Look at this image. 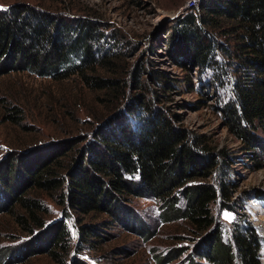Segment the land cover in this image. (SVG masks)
<instances>
[{"label":"trees","instance_id":"16d2710c","mask_svg":"<svg viewBox=\"0 0 264 264\" xmlns=\"http://www.w3.org/2000/svg\"><path fill=\"white\" fill-rule=\"evenodd\" d=\"M70 14L29 2L0 6V76L28 72L55 81L77 76L86 87L105 91L99 101L115 109L107 117L92 112L93 118L86 120L92 128L78 140L82 147L67 140L34 157L10 155L0 166V212L24 209L27 218L19 220L32 234L7 257L46 249L60 263L68 260L72 245L64 218L45 227L40 218L46 204L27 196L42 190L63 204L66 216L74 211L85 217L79 218L83 223L87 216L105 213L147 240L155 233L145 230L134 204L153 196L165 222L189 220L193 225L198 238H192L189 264H261L262 238L252 225L238 224L228 240L222 235L213 205L220 199L233 209L228 186L199 180L220 167L222 155L209 148L204 137L192 138L147 93L127 96L128 74L144 88L143 66L130 70L119 64L125 52L120 43L102 45L101 22L91 14ZM163 40L185 61L210 69L218 86L230 81L224 120L239 140L264 151V0H201ZM32 224L40 231L34 233ZM81 230L84 241L102 236L100 225L83 224ZM188 249L176 246L157 255L156 261L168 264ZM70 261L88 264L76 255ZM8 262L0 258V264Z\"/></svg>","mask_w":264,"mask_h":264},{"label":"rangeland","instance_id":"374dc122","mask_svg":"<svg viewBox=\"0 0 264 264\" xmlns=\"http://www.w3.org/2000/svg\"><path fill=\"white\" fill-rule=\"evenodd\" d=\"M15 2H29L40 8L71 12L70 15L91 14L102 24L100 30L105 33L102 45L112 48L121 44L125 54L119 64L130 70L143 66L140 82L144 88L136 86L128 74L130 93L127 96L147 93L152 101L169 110L192 138L204 137L209 148L222 155V169L216 167L211 176L199 180L215 185L225 182L233 209L220 199L213 205L222 235L228 240L238 224L244 228L252 225L262 238L259 254L264 264V151L258 147L251 149L249 144L239 140L224 120L223 107L231 92L230 81L224 79L225 86H218L210 69H198L185 61V56L177 55L163 40L182 13H187L185 7L191 4L189 0H0V6ZM104 93L86 87L77 76L62 81L28 72L0 76V166L10 155L34 157L36 152L67 140L82 147L83 143L78 140L91 130L86 120L93 118L92 112L107 117L115 110L110 111L106 102L99 101ZM261 136L264 138V134ZM27 196L46 204L47 212L40 214L45 227L64 218L72 248L65 263H60L46 249L35 255L16 252L14 257H7L32 237L19 220L20 216L27 218L24 209L11 213L8 208L0 212V258L10 261L7 264H71L73 255L88 264H159L157 255L181 245L189 249L168 264H189L187 256L192 254L195 244L192 238H198L189 220L165 222L161 205L153 196L139 198L134 204L145 230L155 233L149 240L144 234L111 221L105 213L96 218L87 216L83 223L79 221L83 216L74 211L66 216L63 204L42 190ZM181 204L183 206V201ZM89 223L100 225L102 236L88 237L84 241L81 226ZM31 226L34 233L40 231L39 226ZM202 262L207 261L202 259Z\"/></svg>","mask_w":264,"mask_h":264},{"label":"built area","instance_id":"2783aa9c","mask_svg":"<svg viewBox=\"0 0 264 264\" xmlns=\"http://www.w3.org/2000/svg\"><path fill=\"white\" fill-rule=\"evenodd\" d=\"M200 1H201V0H189V2H190L191 4H190V5L187 4L186 7H188V8L185 7V12H187L189 9H191V8H193V7H195V6H197L198 3H199ZM182 14H184V13H182Z\"/></svg>","mask_w":264,"mask_h":264}]
</instances>
